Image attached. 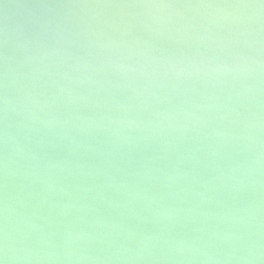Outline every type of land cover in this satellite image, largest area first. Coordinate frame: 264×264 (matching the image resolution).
<instances>
[{"label":"water","instance_id":"95a60500","mask_svg":"<svg viewBox=\"0 0 264 264\" xmlns=\"http://www.w3.org/2000/svg\"><path fill=\"white\" fill-rule=\"evenodd\" d=\"M243 4L0 0L5 264H264V9Z\"/></svg>","mask_w":264,"mask_h":264},{"label":"clouds","instance_id":"9594fccd","mask_svg":"<svg viewBox=\"0 0 264 264\" xmlns=\"http://www.w3.org/2000/svg\"><path fill=\"white\" fill-rule=\"evenodd\" d=\"M146 7H171V6H169V5H146ZM237 7H257V6H255V5H247V6L238 5ZM257 8L264 9V6L259 5V7H257ZM3 104H4L5 112H7V108H8V104H9V100L7 97L4 98ZM5 136H7V133H5ZM5 142H7V141H5ZM6 252H7V247L5 246V253ZM6 258H7L6 255L4 258H0V264H5Z\"/></svg>","mask_w":264,"mask_h":264},{"label":"snow or ice","instance_id":"6c2138e0","mask_svg":"<svg viewBox=\"0 0 264 264\" xmlns=\"http://www.w3.org/2000/svg\"><path fill=\"white\" fill-rule=\"evenodd\" d=\"M258 3H259V5L264 6V0H258ZM163 5H166V4H163ZM243 5L247 6L248 4H243ZM132 6H134V5H132ZM169 6H171V5H169Z\"/></svg>","mask_w":264,"mask_h":264}]
</instances>
